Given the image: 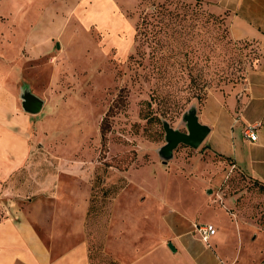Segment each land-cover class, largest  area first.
Returning <instances> with one entry per match:
<instances>
[{"label":"rangeland","instance_id":"rangeland-1","mask_svg":"<svg viewBox=\"0 0 264 264\" xmlns=\"http://www.w3.org/2000/svg\"><path fill=\"white\" fill-rule=\"evenodd\" d=\"M216 5L217 0H0V69L10 78L24 69L18 106L24 93L43 102L33 116L30 142L42 159L38 169L64 175L76 169L80 183L89 184L88 224L98 237L87 230L92 264H116L110 226L116 221L146 226L152 220L153 226L169 214L167 238L174 243L172 216H182L184 232L195 237L191 224H210L216 211L233 214L232 201L242 217L264 228L263 193L239 167L231 169L209 135L197 149L178 145L165 164L159 156L166 144L164 123L186 133L182 118L195 109L199 123L215 128L209 119L219 109L230 111V100L237 121L250 81L264 76V44L234 38L229 11L219 12ZM215 145L225 152L221 138ZM16 175L25 181L28 170ZM11 200L1 201L0 220ZM148 204L152 210L143 211ZM116 206L122 215L116 216ZM181 243L208 264L210 249L190 237ZM178 248L172 258L182 256Z\"/></svg>","mask_w":264,"mask_h":264},{"label":"crops","instance_id":"crops-1","mask_svg":"<svg viewBox=\"0 0 264 264\" xmlns=\"http://www.w3.org/2000/svg\"><path fill=\"white\" fill-rule=\"evenodd\" d=\"M217 1L215 9L230 13L228 24L234 38L264 44V31L260 27L264 23V0ZM0 70V204L3 199L12 198L8 216L0 220V264H92L88 231L97 237V229L93 232V225L88 224L89 184L80 183L81 174L76 169H70L67 175L38 169L42 159L35 156L30 143H34L36 125L32 120L35 114L24 113L17 101V86L25 83L24 69H17L20 74L16 78H10L8 71L3 73V67ZM248 89L249 95L244 96L238 120L232 118L234 110L230 100V111L213 112L209 125L215 128H211L208 135L212 148L249 177L264 183V76L252 79ZM249 124H259L254 143L242 136L243 128ZM220 138L225 152L216 148L215 142ZM24 169L28 170V178L16 179V174ZM116 204L114 199V210ZM228 204L233 214L216 211L209 218L210 224H191L195 237L184 232L186 221L182 216H172L177 224L174 243L167 238L169 214L161 215L155 226H151L152 220L146 222V226L131 219L116 221V226L110 225L116 232V264H163V259H175L174 264H205V260L188 253L189 249L181 243L185 237L198 240L210 249L208 264H262L264 230L255 219L242 217L232 201ZM147 209L152 210L151 204L143 211ZM118 215L122 213L116 206ZM202 225L216 229L207 243L202 242L197 233V227ZM139 229L144 230L142 237H138ZM169 244L174 252L168 248ZM178 246L182 256L172 258V254L178 253Z\"/></svg>","mask_w":264,"mask_h":264},{"label":"water","instance_id":"water-1","mask_svg":"<svg viewBox=\"0 0 264 264\" xmlns=\"http://www.w3.org/2000/svg\"><path fill=\"white\" fill-rule=\"evenodd\" d=\"M21 100L22 109L32 115L38 114L43 105L39 98L30 93H24ZM182 120L186 125V133L172 129L167 123L163 124L166 144L160 149L159 156L164 164L172 157V153L178 145L197 149L210 133V129L206 125L199 123L195 109L186 113ZM168 247L174 252L171 244Z\"/></svg>","mask_w":264,"mask_h":264},{"label":"built area","instance_id":"built-area-1","mask_svg":"<svg viewBox=\"0 0 264 264\" xmlns=\"http://www.w3.org/2000/svg\"><path fill=\"white\" fill-rule=\"evenodd\" d=\"M259 124H249L243 128L242 136L243 138L250 142L254 143L257 141L256 129ZM197 233L202 242L207 243L208 240L215 235L216 229L212 225H202L197 227Z\"/></svg>","mask_w":264,"mask_h":264},{"label":"trees","instance_id":"trees-1","mask_svg":"<svg viewBox=\"0 0 264 264\" xmlns=\"http://www.w3.org/2000/svg\"><path fill=\"white\" fill-rule=\"evenodd\" d=\"M226 158V157H225ZM227 159H229V158H227ZM231 169H235L236 167H235V165L233 164V163H231ZM232 171V170H231ZM243 172V171H242ZM244 173V172H243ZM245 175H246V179L248 180V182H251L252 184H256L257 185V187H258V190H259V192H261V193H263V199H261L262 200V202H264V183H262V182H260V181H258V180H256V179H253V178H251V177H249L246 173H244ZM258 202V201H257ZM257 217H259V216H257ZM256 221H257V219H256ZM258 225H259V227L262 229V230H264V228H262L261 227V225L259 224V223H257Z\"/></svg>","mask_w":264,"mask_h":264}]
</instances>
